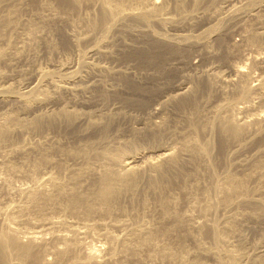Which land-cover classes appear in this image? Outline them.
Instances as JSON below:
<instances>
[{"label": "bare ground", "instance_id": "1", "mask_svg": "<svg viewBox=\"0 0 264 264\" xmlns=\"http://www.w3.org/2000/svg\"><path fill=\"white\" fill-rule=\"evenodd\" d=\"M28 1L29 3H26ZM198 1L199 0H195V2ZM25 3L31 6L35 14L39 13L37 10L35 11V7L41 8L40 6H43L51 10L49 16H44V13V15H42V13L37 15L34 14L38 20H40L39 23L42 28L46 27L49 28V30L52 28L54 29L63 23L66 25V22H69V19L74 15H77L84 7L96 10V14L90 15V18L88 13V19L86 21L87 26H84V28L87 27L86 32L88 31V33H95L100 31L99 29L105 31L103 35L101 34L102 36L99 39L97 38L95 45L91 47L92 51L97 54H109V50L106 51L108 47L106 46V49H102V51L100 44L103 43V41L108 40L109 34L112 30L118 27L122 22L127 21V23H130L128 20H132L138 22V24L141 23V25L146 26V29H149L147 26H149L151 18L153 17L157 19V16L159 14L161 15V12L165 9L164 3H161L158 0H54V3L45 0H0V41H5L6 46L8 47L0 48V63L23 58L21 55L22 50H20V48L16 51H12L11 49L13 48L12 35L16 32L17 26L22 23L21 12L22 8L25 9L23 7ZM181 5L177 4L175 7L180 8ZM254 5L257 7L261 4L257 5L256 3L253 4V6ZM235 9H240L241 11L242 8ZM85 17L86 16L82 18ZM157 20H159V22L167 23L176 22L172 17L159 18ZM74 23L72 22V24ZM217 24H214L215 26L212 25L213 27L211 28L209 27L205 29L201 35H198L199 39L200 37L206 39L203 46V50L205 51L203 52V54H205L204 58L206 57V60L215 59L221 63L227 64L233 70L235 78H229L228 76L229 79H225V81L223 77L221 79L225 81V85L223 87L216 86L214 77H217V74H215L213 75L214 77L212 76L214 79H210V76H208L207 79L203 78L200 80V84H202L205 87V90L208 91V95H211L212 93L214 94V97L219 96L226 99L230 95L241 96L237 101H231V98L228 102L227 100H224V102L215 107L214 117L212 116L213 121L217 125V127L215 125L218 130L216 132L219 133V141L217 143L218 152L216 153L217 155L215 154L213 157L218 165L223 164L227 167L226 169L224 168L225 171L222 177L219 179L213 177V170L209 158L210 154L212 155V151H214L212 150L214 145L207 142L209 141V139H207L208 137L203 141V137L207 136L209 128L212 131V127H209L211 126V124H209L211 123L209 122L211 118L209 117L210 119H208L207 117L209 115H207L205 111H202L205 109H198V95L195 93V90L192 92L188 91L190 94H186L177 100L174 99L176 104L181 108L188 107L191 103H194L193 105H195V116L190 114L192 115L191 117L188 116L184 119V122L188 125V131L178 132L172 130L171 127H169L171 125H169L170 120H168V118H162L160 121L146 122L144 127L140 130L134 129L132 131V140L127 144L125 143L126 147L119 146L114 149L112 147L108 149L105 148L104 144V149L102 150L91 148L90 146H84L75 152L58 148V152L65 157L79 158L80 161L81 159L84 160V163L81 162L82 166L80 168L74 170L72 168L70 172H67L68 167L66 166V160L53 162V159H51V150L46 149L44 145L31 142L17 145L13 148L11 153H8V155L12 153H20L23 155L36 153V155L38 154V160H33L31 162L26 160L25 163L13 164L7 159L8 157L5 153L3 154V156L5 155L6 157L4 164H6L8 170L23 173L26 166H28L26 174H33L40 169V163H51L54 165L56 172L53 171L54 173H47L40 181L33 182L34 185L32 188L28 187L30 189L23 190V192L26 193L24 195H28L27 201H25L26 203L10 204L6 208L1 207L0 227L3 228V232L0 233V264H48L47 262H41L39 260V255L43 252L44 246L46 244L48 245L45 235L48 232H54L52 231V226L55 222L51 220V218H44L42 215L45 220V223L44 221L42 222V226L46 224L44 227L38 230H25L19 224L24 222L32 223L29 216L32 211L42 214L41 211L43 209L54 207L63 208L68 212L78 215L82 214L90 216L93 214H102L111 217L114 214L113 210L116 204L119 205L118 209L121 210V212H126L127 209L122 208V205L120 206L119 204L122 199H127V201L132 204L135 195L138 192L142 194L145 192L146 194L147 190L155 195V199L160 202V218L154 224L142 221L140 223L138 222L139 224L133 227L131 225L128 226L126 223L116 222L117 226L124 230L123 234L121 233V236H116L109 234L110 232L105 233L108 237L105 240L108 241L110 248L109 253H111L112 258H117L116 254L121 252L125 253V259L122 258L123 260H120V258L119 260H114V264H133L141 258L140 255L144 250H149V253H146L148 254L147 256L150 264H182L185 261L183 254L185 251L187 252V246L185 245L186 243H184L187 238L195 241V260L193 259L194 261L191 263L190 261H185L183 264H208L206 258L213 259L216 264H264V111L256 110V112H254V107L256 105L254 102L256 100L257 103L259 102L258 104L264 102V77L262 75L264 72H261L262 76L259 74V81L252 84L250 76L252 75L253 70L251 72L247 71L245 69V67H248L246 66V63L235 64L236 62H231V59L234 56L243 55V52L246 51L245 49H257L258 52L259 48L264 47V12L262 13L258 11L255 13L254 22H247L244 25L243 21L244 26L241 30L242 38L240 42H229L226 30L220 26L222 23L219 25ZM256 24L262 25L261 29H258ZM35 26L37 27L38 25ZM34 27L31 25L26 32L29 35V38L30 36L33 37L32 41H34V37L38 34V29ZM146 29H131V33H129L131 35L135 34V37L139 36L138 38L143 45L134 44L135 46H130L127 44L130 46H126L127 52L125 55L127 57H132L145 66H159L168 54L179 51L175 45L172 46V44L169 45L166 43L157 44V42H154L155 50L151 49L150 44L152 41H150L151 39H149V34ZM149 33L151 34L150 31ZM85 36L86 35H84V37ZM156 36L154 37L157 38L158 36ZM40 37H42V35ZM45 37L46 36L44 35L43 38ZM93 37L94 36L92 35V37L88 39H92ZM48 39H45L44 41H47ZM32 43L34 44L35 42ZM32 43H24L21 45L24 47L27 46L28 48L35 47ZM9 48L10 50L7 51ZM245 54L247 55V51ZM260 56L253 53V55H250L247 60H250V62L255 65L259 63L262 64L261 66H264L263 56H261L262 58H260ZM95 64L91 63L90 65L93 73L103 71V73L123 77L128 80L126 78L129 77L128 74L121 72L113 73L108 68L105 69L106 67L103 68L100 67L102 65L99 66L98 64ZM63 69L65 71L64 67ZM60 70L61 67L57 72L41 69L38 73V81L33 84L31 83L32 85L30 86L27 85L28 87H26V89L16 90L11 83L0 85V105H13L23 111L22 113L19 111H4L0 114L1 142H11L16 133L21 134L25 131H39L44 127L56 129L61 126H66L65 128L68 130L72 125H81L83 120L81 115L78 112L71 110L68 107V104H65L67 98H69L67 97L69 94L83 91L89 92L90 95L91 90L96 88L100 89L99 98H108L106 90L109 88H105L100 83L90 84L89 86H85V88L79 87L78 85L69 86L66 79L70 76L79 77L78 72L76 70L72 72L71 70V73L68 75ZM256 77L258 79V76ZM3 78H5V75L0 71V80ZM139 84V82L133 80L130 88H132L133 91H143L141 88L142 84ZM196 87L198 89V86ZM108 93L110 94V92ZM200 93L203 92L200 91ZM253 93H255V96L254 100L252 98L251 101L248 97L251 98ZM93 96L91 94V96L88 97L89 99H94ZM201 98L199 99L201 100ZM205 99H207V97ZM135 100H137V103L140 102V104L143 101L142 96ZM55 105L56 107L49 109ZM184 110L186 112L185 108ZM252 110L253 112H251ZM187 111L189 113V110ZM30 113H33L32 117L28 116ZM247 113H249V115ZM95 116L94 120H91L90 118L87 119L88 122L89 120L92 121L90 125V127L93 128L92 131H94L96 135L102 137L110 128L114 115L111 114L106 117H103L102 115ZM173 125H175V123ZM85 127L88 128L87 126ZM164 138L172 139L175 144L169 147L162 146L161 143ZM139 140H143V142L146 140L152 144L155 143V155L151 157L148 155V157H146L144 156L143 151L129 154L127 149L131 148L134 143ZM101 144H103V142ZM254 147L256 151L254 154H251V157L239 159L238 156ZM151 150L153 151V149ZM236 157H238V159H236ZM220 167L222 168V166ZM184 169L188 172L183 174L182 171L184 172ZM64 172L69 174L66 180L65 178H61L63 177L62 173ZM201 174L202 176L204 175V178L208 177L211 180L212 192L210 191V188L203 187L199 182V179H201L199 178V175ZM176 176L180 179L187 177L192 178L195 180V188L203 191L205 196L203 205L195 201L196 209L202 211L204 214L210 213L214 202L227 209L228 212L226 213L225 211L224 217L222 216L223 222L220 223L219 221L216 223L206 219L196 221L195 219L194 223H190L189 220L191 217L188 212L173 211L172 205L177 204L176 200L171 195H164L166 192L164 193L163 190L164 185L168 183L170 177H173L174 179ZM86 180L89 181L87 186H85L86 184L84 185V181ZM142 182H144L143 188L141 187ZM213 194L216 196V199L215 196L213 197ZM146 198H143V203L147 201ZM188 200L189 203L192 204V199ZM62 201H65L64 205L61 204ZM219 206H216L218 207L217 210H219ZM217 212L219 211H216L215 214ZM244 222H249L254 227L259 226V229L256 230L261 236V242L251 246V248L248 247L245 242L242 228V223ZM201 231L205 232L204 234L211 239L214 245L213 247L209 248L204 246L201 239ZM159 233H165L166 236L179 233V238L177 237L179 239V247L174 249L170 244L171 242H165V240L156 241L154 237H157V234ZM21 234L25 235L28 240H22ZM53 236L57 239L62 238L65 240L66 246L64 248L63 246L62 248L58 247L59 249L57 251V259L63 261L67 259L68 254L74 250V245L71 243V239L68 240L66 234L53 233ZM234 240H237V244L232 243ZM221 242L228 243V247L219 246L218 244ZM98 246L89 247L91 250L88 252L87 260L85 262H93L97 257V254H99L97 251L101 250L100 248L102 245L99 246V248ZM8 247L13 249L16 253L17 257L14 259L16 261L10 260V257L7 255ZM203 257H206L205 261L202 259ZM109 260L113 261L111 260L110 255ZM110 261H106L103 264H113V262Z\"/></svg>", "mask_w": 264, "mask_h": 264}, {"label": "rangeland", "instance_id": "2", "mask_svg": "<svg viewBox=\"0 0 264 264\" xmlns=\"http://www.w3.org/2000/svg\"><path fill=\"white\" fill-rule=\"evenodd\" d=\"M45 1L54 3V0H45ZM158 1L164 3L165 9L161 12V15L159 14L157 16V19L172 17L176 20V22L174 23L159 22V20L152 17L149 26H147V28L149 27V29H146L145 28L146 26L141 25V23L138 24V22L132 20H128L130 21V23H127V21L122 22L118 27L115 28L116 30L115 29L112 30V32L109 34L108 40L103 41V43L100 44L101 50L102 49L105 50L106 46L108 47L106 51L109 50L108 51L109 54H102V53L97 54L93 52L91 48L92 46L95 45V41L97 40V38L99 39L104 34L105 31L103 29L102 30L99 29L100 31H97L95 33H88V31L86 32L87 27L84 28V26H87L86 21L88 19V13L90 18V15L96 14L95 13L96 10L91 9L89 7H84L81 9L82 11H80L77 15L71 17V19H69V22H66V25L65 23H63L62 25L61 24L58 25L60 28L57 26L54 29L52 28L49 30V28L46 27L42 28L41 24L39 23L40 20H38V18L35 15L42 13V15L45 14L44 16H49L51 10L43 6H40L41 8L35 7L36 8L35 11L37 10V12H39L35 14L31 6L26 4L29 3V1L24 4L23 7L25 9L22 8V12H21L22 23H20L17 26L16 32H14V34L12 35V43H13L12 47L14 49L13 48L11 49L12 51H16L20 48V50H22L21 55L23 56V58L19 60H8L7 62L0 63V71L1 73L3 72V74L5 75V78L0 80V85L11 83L16 90L26 89V87L38 81V73L40 72L41 69L57 72L60 67L61 70L64 71L63 69L64 67L65 68L64 74L69 75V73H71L70 72L71 70L72 72L76 70L79 74V77L70 76L71 78L69 77L68 79H66L67 84L69 86L78 85L79 87L85 88V86H89L90 84L100 83L105 88L107 89L109 88L110 90L109 89L106 90L108 94L107 96L108 98L106 99L99 98L100 89H96V88L91 90L90 95L89 92L79 91L76 93L69 94V96H67L69 98H67L65 104H68V107L71 110L76 111L81 115L83 119L81 125L78 126L72 125L71 127L68 128V130L65 128L66 126H61L60 128H56V129L50 127H44L39 131H27V132L25 131L21 134L16 133L13 136L11 142L0 141V209L6 208L10 204L14 205L17 203H26L25 201H27L28 195L27 196L24 195L26 193H24L23 190L24 189L28 190L32 188L34 183L38 180L40 181L44 176H46L47 173L53 171L56 172L54 165L51 163H42V164L40 163L41 166L40 169L33 174L32 173L26 174V171H28V166H26L23 173H18L8 170L6 168V164H4V160L6 157L5 155L3 156V154L5 153L7 154L8 157L7 159L10 160L13 164L25 163L26 160L27 161L29 160L30 162L33 160L34 161L38 160V154L36 155V153H32V154L29 153L25 155L20 153H15V154L12 153L8 155V153H11V151L15 146L22 145L25 142L42 144L46 149L51 150L50 153L53 162L66 160L65 161L66 166L68 167L67 172L68 171L70 172L72 168L73 170L80 168L82 166V163H84V160L81 159L80 161L79 158L75 159V158L65 157L61 155L60 152H58V148L67 149L75 152L79 148L84 146L85 147L90 146L91 148L102 150L104 149L103 148L104 144H105V148L108 149H110L111 147L114 149L115 147H119V146L126 147V144L132 140V136H133L132 131L134 129L140 130L142 127H144V124L146 122L160 121L162 118H166V119L168 118V120H170L169 125L170 124L171 125L169 127H171L172 130L178 132L188 131L189 128L187 123L184 122V119L185 117L188 116L191 117L192 115L190 114H193V116H195L196 114L195 105H193L194 103H191V105H188L189 108L187 106L184 107L186 109L185 112L184 108L178 106L174 101V99L177 100L185 96L186 94H190V92H192L193 90H195V93H197L198 95L197 96L198 109L199 108H200L199 110L205 109L202 111H205L207 115H209L207 117L208 119L211 118L209 120V122H211L209 123L211 124V126L209 127H212L211 129L213 132L208 127L209 128L208 134L207 136L203 137V141L206 140V138L208 137L207 139H209V141L207 142L212 143L214 145L212 147L213 148L212 150H214L215 152L212 151V155L210 154V158H209L210 159L209 162L213 170V177L215 179H219L222 177L227 167L223 164L218 165L213 157L218 152L217 143L219 141L218 139L219 133L216 132L218 131L216 128L217 125L213 121L214 109L222 102H224V100L225 101L227 100L228 102V100L230 101L231 98V101H237L240 99L241 96L230 95L226 99H223L219 96L214 97V94L212 93L211 95H208L207 93L208 91L205 90V87L202 84H200L201 83L200 80H202L203 78L207 79L208 76H210L209 77L210 79L215 78L216 86L223 87L225 85L224 82L229 78H235V75L233 70L227 64L221 63L215 59L206 60L205 59L206 57L204 58L205 54H203V52L205 51L203 50V46L206 39H203V37L202 38L200 37L199 39L198 35H201V33L205 29L215 26L214 24L218 23L217 25H219L222 23L220 26H222L226 30L228 41L231 43L234 41L240 42L242 38L241 30L242 27L245 25V23L254 22V14L257 13L258 11L262 13L264 12V0H199L198 2H195V0H158ZM252 3L253 4L257 3V5L258 4L261 5H258L257 8L255 7L256 5L253 6ZM177 4L180 5L182 4V5L180 8H176L175 6ZM245 6H247L248 8ZM235 8L237 9L242 8L243 10L241 9L240 11V9H238L239 10L238 11ZM90 10H92L93 12ZM245 11L247 12L249 11V12L247 13ZM84 16L86 17L82 18ZM243 21H244V25H243ZM72 22L73 23L77 22L74 23L77 25L72 24ZM70 24L73 26H71ZM31 25L32 27L38 25L37 27L35 26L34 28H37L38 31L40 30L39 32L37 31L38 34L35 36L37 38L34 37V41H32L33 37L30 36L29 38V35L26 33L31 27ZM256 25L258 29H261L262 25L260 24H256ZM132 28H136V29L142 28L148 31L149 39H151L150 41H152L150 44V48L153 50H155L154 42H157V44L166 43L169 45L172 44V46L175 45L177 46L179 51L168 54L167 57H165V59L162 60V64H160L159 66H155V65L145 66L144 64L140 63L138 60L132 57L129 58L125 55V53L127 52L126 46L128 45L133 46L134 44L143 45V43H141L140 39L138 38L139 36L135 37L136 36L135 34L134 35L130 34ZM149 31L151 32V34L149 33ZM41 35L42 37H40ZM44 35L46 36L45 38H43ZM84 35L86 36L84 37ZM92 35L94 37L92 39H88L92 37ZM154 36H156L159 39L155 38ZM45 39H48L47 40L48 42L44 41ZM32 42L35 43L33 44ZM24 43L25 44L32 43L35 47L32 48L29 47L31 49L30 50L27 46H26L27 48L22 46ZM45 44L46 46L49 47V49L48 47L45 46ZM1 47L8 48L6 46L5 41H0V48ZM262 48H259L258 52L257 49H252V50H250L249 48L248 50L245 49L247 51V55L245 54L246 52L245 51L243 52L245 55L244 54L241 55L242 58L241 56H234L231 59V62L233 63L236 62L235 64L246 63V66L248 67H245V69L247 71L251 72L253 70L252 75L250 76L251 77L250 81L252 84H255L257 83L256 81H259L261 72H264V66H261L262 64L259 63L258 64L260 66L258 64H256L258 65L256 66L255 64L250 62V60H247V58L250 55H253V53H255V55L263 56L264 59V47ZM8 50H10V48L7 49V51ZM261 56L260 58H262ZM91 63L92 64L97 63L99 66L102 65L100 67L103 68L106 67L105 69L108 68L113 73L121 72L128 74L129 77H126L128 80L124 79L123 77H118V76H113L111 74L103 73V71L93 73V70L91 71V67H90ZM62 73L61 75L63 76ZM219 73L222 74L223 76L220 75ZM215 74H217V77L213 76ZM218 75L220 76V78ZM262 75L264 77L263 73ZM256 76H258V79ZM221 78L226 80L223 81V79ZM133 80L142 84L141 88L143 89V91H138V90L133 91V89L130 88L131 82ZM196 86H198V89ZM200 91L203 93H200ZM108 92H110V94ZM91 94L92 96L94 95L93 96L94 99H89L88 96H91ZM140 96H142V100H143L141 104L140 102L137 103L136 102L137 100H135L137 98H140ZM251 96H250L251 98L248 97V99L251 100L253 98L254 100L255 93H253ZM206 97L207 99H205ZM209 97H211L212 99ZM199 98H201V100ZM256 101L255 102L253 101L256 104L254 107V112H256V110L264 111V102L258 104L259 102L257 103ZM54 107H56V105L50 107L49 109ZM187 110H189V113ZM4 111H14V112L19 111L20 113L23 112L21 109H18L13 105H5V106L0 105V114H2ZM251 112H253V110ZM111 114L114 115V119L112 120V124L108 129V131L106 132V134L102 137L96 135L94 131H92L93 128L90 127L92 122L91 120L95 119L96 117L95 115H102L103 117H106ZM247 114L249 115V113ZM28 116L32 117L33 113L28 114ZM87 118L88 119L90 118L91 120H89L88 122ZM173 122L175 123V125H173L174 124ZM85 126H87L88 128H86ZM102 142L103 144H101ZM147 142L149 141L146 140L145 142H143V140L136 141V143H134V145L131 148L127 149L128 153L134 154L136 152L143 151L144 156L146 157H148V155L149 157L155 155L154 153L155 151L154 146H156L155 143H153L154 144L153 145L151 142H149L152 144L151 146V144ZM174 144H175L174 141L170 138H164L161 143V145L165 147H169ZM151 149H153V151ZM255 151H256L255 147L248 149L245 153H243L238 157L239 159L251 157V154H254ZM238 157H236V159H238ZM220 166H222V168ZM187 172L188 171L185 169L184 172L182 171L183 174ZM62 174L63 177L61 178H65L66 180L69 174L68 173L66 174V172ZM203 176L202 174L199 175V178H201L199 179V182L202 184L203 187L210 188L211 191V185H212L210 182L211 180L208 177L204 178ZM184 179L177 178V176L176 178L174 177V179L173 177H170L169 180L170 182L168 181V183L164 185L165 191L163 190V192L164 193L166 192V194L164 193L163 194L171 195L176 200L177 203L176 205L174 204L175 206L172 205V210L176 212L179 211L182 212L184 211L185 213L188 212L189 216L191 217L189 220L190 223H194L195 219L196 221L206 219V220L214 221L216 223H218L219 221L220 223H222L223 217L225 215V211L227 213L228 210L223 208V206L221 205L219 206V204H217L216 202L212 204V210L210 213L204 214L202 211L196 209L195 201L203 205L205 199L204 193L202 190H198L195 188V180L188 177ZM143 183L144 182L141 183L142 188L144 187ZM88 184H89L88 180L84 181L85 186H87ZM214 196L215 195L213 194V197ZM143 198L147 199L145 203H143L144 202ZM155 198H156L155 195L150 193L148 190L146 191V194L145 192L143 194L138 192L135 195L134 202L132 204H130L127 201V199H122L121 202L119 203L120 206L122 205V208L127 209L126 210L127 213L121 212V210L118 209L119 205L116 204L113 210L114 214L111 217L104 216L102 214L100 215L93 214L90 216L82 215V214L78 215L75 213L68 212L63 208L62 209L54 208V207L45 208L41 211L42 214L37 213L35 211H32L29 214L32 223L24 222L19 225L22 226V228L25 230H38L46 225L44 224V226H42L43 225L42 222L44 221L45 223L43 217L51 218V220L55 222L54 225L52 224L53 225L52 231H54L53 233L66 234L68 240L71 239L70 241L74 245L73 246L74 250L68 254L67 259L60 261L59 259H57L58 258L57 251L59 248H62V246L63 248L66 246L65 240L62 238L57 239L56 237L53 236L52 232H48L49 234L47 233L45 235L48 243V245L46 244L44 246V250L46 249L45 250L46 252L43 250V252L39 255V260L41 262H47L48 264H68V263L69 264H75V263L103 264L106 261H110L109 260V255H110L111 260H113L110 262H113L114 264V260H119L120 258H121L120 260H123L122 258L125 259V253L118 252L116 254L117 258L115 259L112 258L111 253H109L110 248L108 241L105 240L108 238L105 233L110 232L109 234L111 235L121 236L124 230L121 227L117 226V223H126L128 226L131 225L132 227L136 226L142 221L145 222L147 221V223L149 224L156 223L160 218L159 217L160 202ZM187 198L192 199V204L189 203V200ZM61 204L64 205L65 201H62ZM214 206L215 207L219 206V210H217L218 207L215 208ZM216 211H219L220 213L217 212L219 214L217 213L215 214ZM56 221L57 222L61 221L62 223L61 222L57 223ZM242 228L245 237V242L247 243L248 247L251 248V246L261 242V238H260L261 236L259 232L256 230L259 229V226L254 227L251 225V223L244 222L242 223ZM2 229L3 228L0 227V233L3 232ZM204 233L205 232L201 231V239L204 246L209 248L213 247L214 245L211 239L208 236H206ZM159 234H157L158 238L156 236L154 237L156 241L165 240V242H169V243L171 242L170 244L174 249H177L179 247L178 245L179 233L178 234L175 233L173 235H168V236H166L165 233H163L165 235H163L162 233ZM175 236L176 238L177 237L178 238L176 239ZM21 238L22 240H26V241L28 240L26 239L27 237H25V235L23 234H21ZM184 243H186L185 245L187 246V252L186 251L184 252L183 258L185 259V261L187 262L190 261L191 263L195 260L194 258L195 248H196L195 241H193V239L191 240L190 238H187L184 241ZM232 243L237 244V240H234ZM93 245H95L96 247L98 245L99 246L102 245L100 248L101 250L97 251V253H99L97 254L96 257L97 259L95 258L96 261L94 259L93 262L90 263L85 262L87 260L86 258L88 256V252L91 250L89 249V247L90 248L91 246L95 247ZM218 245L223 247H228V243L226 244L224 242H221ZM146 252L149 253V250L148 251L144 250L141 253L140 255L141 258L138 261H135L136 263L138 262L137 264H150L147 256L148 254ZM7 255L10 257V260L16 261L14 259L17 257V255L13 249H10L8 247ZM205 258L206 257H203L202 259L205 261ZM206 259H207L206 262L208 264H216L213 259L210 258H206ZM135 262L133 264H136Z\"/></svg>", "mask_w": 264, "mask_h": 264}]
</instances>
